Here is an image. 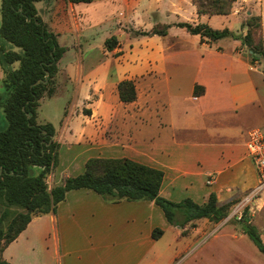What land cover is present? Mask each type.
<instances>
[{"label": "crops", "instance_id": "obj_1", "mask_svg": "<svg viewBox=\"0 0 264 264\" xmlns=\"http://www.w3.org/2000/svg\"><path fill=\"white\" fill-rule=\"evenodd\" d=\"M36 8L67 48L61 62L83 52L100 50L105 56L87 68L59 63L58 83L70 78L76 85V99L89 103L91 113L79 114L76 126L70 124L68 113L60 122H64L61 130L54 124L60 150L50 189L83 174L93 158L130 159L163 171L160 196L175 203L191 199L202 205L214 193L221 205L239 204L258 186L247 142L251 131L264 129V60L252 63L241 40L203 42L199 35L175 26H211L215 16L198 15L193 0H94L89 4L42 0ZM236 13L224 17L229 26L237 23L236 32L231 31L245 35ZM142 17L148 19L144 30L139 25ZM1 22L2 16L0 27ZM261 22L264 36L262 17ZM158 23L172 26L166 37L128 40L120 36L124 26L136 35ZM105 25L115 34L109 30L103 45L100 40L93 47ZM111 37L125 38L130 49L121 55L127 64L114 80L112 60L106 55L119 49L120 42L108 51L105 42ZM148 42L156 45L153 65L141 49ZM125 80L136 82L137 100L131 104L121 102L118 95L117 85ZM37 120L40 125L48 123ZM254 203L264 206V196ZM258 216L253 215L251 222L259 225L264 239ZM228 222L201 219L172 226L154 202L113 204L94 191L74 190L56 214L35 217L7 246L3 259L9 264H264V255L242 228H227ZM156 229L163 231L159 239L153 238Z\"/></svg>", "mask_w": 264, "mask_h": 264}, {"label": "trees", "instance_id": "obj_2", "mask_svg": "<svg viewBox=\"0 0 264 264\" xmlns=\"http://www.w3.org/2000/svg\"><path fill=\"white\" fill-rule=\"evenodd\" d=\"M42 0H2L0 27V67L3 71L0 108L7 122L0 129V264H9L3 252L26 230L35 217L56 214L67 194L74 190H91L106 202H154L172 226L184 227L201 219L221 223L235 203L221 205L213 193L202 205L191 199L180 203L160 196L164 172L130 159L93 158L86 163L83 174L70 177L50 189L48 176L57 168L60 144L54 140L56 129L51 123H37L40 101L57 92L59 63L66 52L40 17L36 3ZM73 4H88L94 0H68ZM238 0H193L198 15L229 16ZM203 42L226 38L241 40L248 49L252 63L264 60V36L261 18L251 17L244 36L228 28L214 29L207 24L178 23ZM171 25H158L151 32H136V36L166 37ZM108 51L119 46L116 37L105 42ZM17 49V50H15ZM261 55V57H259ZM121 102L137 100L136 84L125 80L118 84ZM204 92V90H203ZM196 95L199 93L196 91ZM87 115H90V111ZM236 224L242 228L264 255V239L252 224L247 211ZM163 231L156 229L153 238Z\"/></svg>", "mask_w": 264, "mask_h": 264}, {"label": "rangeland", "instance_id": "obj_3", "mask_svg": "<svg viewBox=\"0 0 264 264\" xmlns=\"http://www.w3.org/2000/svg\"><path fill=\"white\" fill-rule=\"evenodd\" d=\"M251 1L252 0H241V2L239 4L235 5L238 1L234 4V8H233L232 13L237 12L235 14L236 17L240 18L243 21L242 29H243V26L246 25L247 21L251 17H255L258 19L262 17L263 22H264V0L257 1V3H255L256 6L253 4H250V3H252ZM235 6L237 7L236 9H235ZM227 19L228 18H226L224 16H215V17H213L211 26L215 29H218V30L223 29V28L228 26V28L230 30H234L236 32L235 28L237 26V23L235 24L233 22L229 26ZM147 20L148 19L146 17L140 18L139 25L141 26L142 30H144L146 27H148L144 24V22L147 23ZM0 21H1V0H0ZM190 24L197 25L195 23H190ZM158 25L162 26V25H168V24L158 23L154 27H156ZM108 27L111 28L109 25H105L102 27V30H104V32L100 33L102 38L100 36H98L96 38V40L92 43L93 47L95 45H97L100 42V40L104 39L103 36L106 33H109V30H111V33L115 34L113 29L108 30ZM113 27L115 29L119 28L118 26H115V25H113ZM154 27H152L151 29L145 30V32H151L154 29ZM122 28L123 29H121V30H124V32L120 31L121 37L124 36L128 40L136 39V35L134 33H132L133 30L130 26H124ZM244 29H246V31H247V27H244ZM243 35L244 34H241L240 36H243ZM152 37H154V36H152ZM126 39L121 38V40H119V38H118V40L120 42V48L117 49L115 52L106 55V57L111 58V60H112L111 77L113 80L118 78V74H120V72L123 73V70L125 68L124 65L127 64L125 59L121 58L122 54H124L125 52H129V50H130L129 46L128 47L125 46L127 43H129V41L128 40L126 41ZM66 44L69 45L71 43H66ZM83 44H85V43H83ZM100 44H101V46L103 45V40L101 41ZM76 48L78 49V46ZM155 48H156V45L154 43H149V44H146L145 46L141 47V49H143L145 51V55H147L146 58L148 61H150L149 64H151V65H153L154 61H155V55H154ZM15 50H17V49H15ZM65 50L67 52V48H65ZM66 52H65L64 56L66 55ZM64 56H63V58H64ZM101 58H105V56L101 55L100 50L95 52L94 54H90V53L85 54L83 52V54L80 55L79 57H75V58L71 57L69 59H66V57H65V60L63 62H61V65H64L68 62V63H71L73 65V67H76L77 65H82L85 68L93 67V66L98 64V62L101 60ZM3 78H4L3 71L0 70V92L2 91L1 83H2ZM117 87H118V85H117ZM76 90H77L76 85L72 82V80L70 78L66 77V79L64 81L62 80L61 83H58V80H57L56 95L52 98L45 97L44 99H42L40 101V106L38 109V117H37L39 119V121L40 120L41 121L46 120V122L53 124V126H54V124H56V126L58 127L57 129L61 130V128H63L64 122L61 125H60V122H61V120L64 119L65 114L67 115V113H68L69 117L72 116V122L70 124L76 126L79 123L78 122L79 121L78 120L79 114L82 116H85L86 114L89 113V111L91 113V106L89 103H85V105H83L81 99H76ZM37 123H38V120H37ZM6 128H7V122L5 119V115H4L3 109L0 108V129L4 130ZM261 131L264 132V129H262ZM50 175L48 176V179H47V183H48L49 187L52 184V180L51 181L49 180L51 178ZM261 196H264V193ZM251 208H254L253 211L251 210ZM244 211H247V215L250 217V219L253 218V215L257 216L259 214V216H258L259 220L261 222H263V225H264V206H260V205L255 204V203L248 205V206H243L242 203H239V204H235L231 208L229 216L224 220V221L229 220L227 228L232 227V225L236 226V227L239 226V224H236V221H238L237 217L240 215L242 216L244 214ZM224 221H222V222H224ZM255 226L258 228V230L260 229L259 225H257L256 223H255Z\"/></svg>", "mask_w": 264, "mask_h": 264}, {"label": "built area", "instance_id": "obj_4", "mask_svg": "<svg viewBox=\"0 0 264 264\" xmlns=\"http://www.w3.org/2000/svg\"><path fill=\"white\" fill-rule=\"evenodd\" d=\"M247 149L250 158L252 159L259 177V184L256 188L249 191L246 195L243 206H248L254 203L264 193V132L261 130H253L249 133ZM214 178L210 176L208 184L211 185ZM244 214L238 216V221L243 218Z\"/></svg>", "mask_w": 264, "mask_h": 264}, {"label": "water", "instance_id": "obj_5", "mask_svg": "<svg viewBox=\"0 0 264 264\" xmlns=\"http://www.w3.org/2000/svg\"><path fill=\"white\" fill-rule=\"evenodd\" d=\"M259 57H261V55H259Z\"/></svg>", "mask_w": 264, "mask_h": 264}]
</instances>
